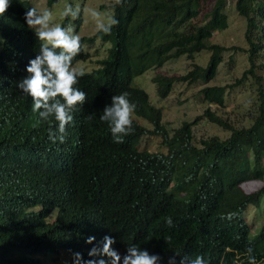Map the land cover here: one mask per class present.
Returning a JSON list of instances; mask_svg holds the SVG:
<instances>
[{"label":"trees","instance_id":"1","mask_svg":"<svg viewBox=\"0 0 264 264\" xmlns=\"http://www.w3.org/2000/svg\"><path fill=\"white\" fill-rule=\"evenodd\" d=\"M114 4L111 16L119 24L110 34L81 36L82 44L99 39L111 45L98 67L85 71L76 85L87 97L75 106L64 143L48 136L49 130L60 135L54 118L41 121L32 111L31 97L16 86L40 46L23 20L28 1L16 0L0 16V264H41L46 252L60 250L71 256L68 264H73V252L93 259L89 249L99 246L105 235L116 238L112 247L122 254L132 243L159 254V264H169L170 257L172 264H190L196 255L204 256L206 264H248V247L257 264L264 263V221L251 234L243 216L248 203L257 206L264 198V88L255 74L257 67L264 68V0H234L235 11L245 20L246 42L236 49L248 62L235 84L247 73L257 83L249 124L234 126L205 107L170 135L160 109L131 80L167 59H191L202 49L209 51L204 67L192 63L182 75L156 74L151 81L157 95L165 97L174 81L206 83L213 78L226 49L210 42L214 30L227 27L224 0ZM87 57L82 48L73 63ZM257 58L262 61L258 66ZM229 87L203 85L199 93L207 104L222 107ZM124 91L136 104L134 131L118 144L99 117L111 105V96ZM202 117L228 135L195 143L191 127ZM142 119L150 129L139 123ZM149 134L160 136L164 150L137 147ZM248 179L262 184L245 191L240 183ZM228 212L237 216L221 219ZM166 217L172 218L171 227ZM90 236L95 240L86 243Z\"/></svg>","mask_w":264,"mask_h":264},{"label":"rangeland","instance_id":"2","mask_svg":"<svg viewBox=\"0 0 264 264\" xmlns=\"http://www.w3.org/2000/svg\"><path fill=\"white\" fill-rule=\"evenodd\" d=\"M27 1L30 7H36L40 11L44 8H50L53 11V16L56 18L54 21L56 23H62L59 16L65 3H72L74 9L76 5H80L82 8L81 15L79 16L80 23L76 25L75 21H72L71 17H69L64 27H67L69 23L74 24L76 34L81 37L90 36L96 31L95 22L89 17L88 9H98L102 17L107 20V18L111 17L110 4L114 0ZM222 10L227 17V27L219 31L214 30L210 42L224 46L226 49L221 53V62L218 64L213 78L209 79L206 83L200 81L192 83L174 81L170 92L165 97L157 95L155 84L151 81V78L156 74L166 76L182 75L191 68L192 63L204 67L209 51L202 49L194 53L191 59L186 55L167 59L161 66L147 68L142 73L135 75L131 80V86L143 89L147 93L150 103L160 109L161 123L169 135L182 121H192L196 115H200L205 107H208L209 110L214 111L234 126H246L249 124V114L252 113L256 106L257 83L255 78L247 73L242 81L235 84V79L240 78L242 72L248 67L246 54L236 49L246 46L243 36L245 20L244 17L238 15L235 11L234 0H224ZM110 45V41H101L99 39H94L91 43H83L82 48L88 54V57L86 60L75 61L73 66H83L85 71L96 69L98 67V60L106 56ZM260 62L262 61L257 58V66ZM255 74L261 76L262 79L259 82L264 88V68L257 67ZM224 84H231V87L225 91L222 107L207 104L202 100L199 89L203 85ZM139 123L149 129L151 128L150 124L143 119L139 120ZM191 133L195 143L209 136H217L221 139L228 135L227 130L208 122L203 117L192 125ZM160 139V136L157 135H144L139 140L137 147L149 151L164 150L160 144ZM261 184L262 181L260 179H248L242 181L240 186L243 190L250 191ZM243 216L250 226V233H255L260 223L264 221V198H261L257 206L248 203L243 209ZM43 256L44 259L42 258L43 262L41 264H64V262L68 264L71 261V256L62 250L59 253L57 252V254L54 251H48Z\"/></svg>","mask_w":264,"mask_h":264},{"label":"clouds","instance_id":"3","mask_svg":"<svg viewBox=\"0 0 264 264\" xmlns=\"http://www.w3.org/2000/svg\"><path fill=\"white\" fill-rule=\"evenodd\" d=\"M14 2L16 0H0V16H3ZM122 2L123 0H115L113 7ZM81 11L80 5H76L74 9L72 3H65L60 11V20H68L71 17V20L75 21ZM88 15L95 22L98 33L110 34L113 27L119 24L115 15L105 20L96 8H89ZM55 19L50 8L40 11L36 7H29L23 12L24 23L33 30L40 46L34 58H29L25 65L26 75L17 81L16 86L23 94L31 97L32 111L38 113L41 121L54 118L57 122L56 130L60 135L54 136L49 130L48 136L53 142L64 143L67 125L74 119L73 110L76 105L83 104L87 97L86 92L76 87L79 79L86 73L83 66H73L74 59L82 50V38L76 34L74 24L69 23L64 27L62 23L54 22ZM2 40L3 37L0 36V41ZM2 81L3 77H0V84ZM135 110L136 104L129 100L127 91L112 95L111 105L104 107L99 118L108 124L115 143H123V138L134 131L132 117ZM87 119L91 121L93 117L90 115ZM236 216L237 213L228 212L221 219L231 221ZM164 222L169 227L173 225L171 217H166ZM94 240L95 237L90 236L85 242L91 243ZM115 243L114 236L105 235L99 246L94 245L89 249L88 256L94 257L93 259L85 260L82 253L73 252V264H159L161 260L159 254H150L147 249L135 243L128 245L122 254L112 247ZM246 251L248 264H257L256 257L251 255L252 247H248ZM173 259L169 258V264H172ZM190 264H206V261L204 256L196 255Z\"/></svg>","mask_w":264,"mask_h":264}]
</instances>
